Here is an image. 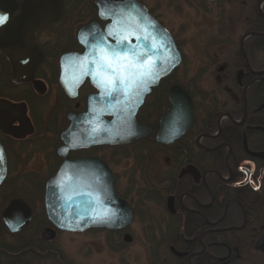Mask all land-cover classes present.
I'll list each match as a JSON object with an SVG mask.
<instances>
[{
  "label": "flooded vegetation",
  "instance_id": "obj_1",
  "mask_svg": "<svg viewBox=\"0 0 264 264\" xmlns=\"http://www.w3.org/2000/svg\"><path fill=\"white\" fill-rule=\"evenodd\" d=\"M85 1L63 0L61 18L36 34L41 56L31 75L15 77L14 64L0 52V142L7 179L20 175L19 184L25 185L9 186L20 194L12 195L0 215V264H264L259 247L264 238V0H205L207 8L185 0L190 7L177 12L182 14L178 28L161 21L144 0ZM15 2L12 19L22 14L25 0ZM145 11L173 37L180 56L164 75L170 68V47L164 39L156 47L151 39L148 61H162L154 71L163 76L148 82L150 91L136 121L152 132L127 145L80 147L97 114L94 102L100 90L97 81L79 71L77 59L86 46L100 44L131 56L137 37H143L139 19L148 21ZM85 28L92 29L86 46L79 41ZM150 36L154 31L147 26ZM181 93L191 99L192 110ZM162 129L168 141L183 134L163 144L158 140ZM144 142L151 146L141 152L146 161H139L140 153L134 157L147 186H123L122 149ZM91 160L97 163L94 171L103 166L112 174L115 195L129 205L132 222L120 230L60 231L47 216V183L66 161L75 168ZM88 171L79 166L70 171L69 186H107ZM47 172L39 194H31L36 189L32 180ZM13 200L23 201L32 212L30 223L18 233L3 221ZM35 220L42 230L27 237ZM135 222L141 230H132ZM46 230L52 238L44 236ZM91 231L103 235L97 252L96 245L69 251L58 245L60 235ZM138 239L146 246L138 248Z\"/></svg>",
  "mask_w": 264,
  "mask_h": 264
},
{
  "label": "water",
  "instance_id": "obj_2",
  "mask_svg": "<svg viewBox=\"0 0 264 264\" xmlns=\"http://www.w3.org/2000/svg\"><path fill=\"white\" fill-rule=\"evenodd\" d=\"M15 6V0H0V18H5L0 23V52L5 53L10 58L14 64L15 77L20 78L25 73L31 75L36 69L41 53L35 45L34 38L46 24L58 21L61 18L63 0H25L22 6V14L12 19ZM144 16L147 17L148 21L139 19L138 30L143 29V37L139 35L140 39H137L136 50L133 53H147V58L143 59L142 62L149 63L148 49L152 40H154L156 47H161L164 39L171 52L170 68H166L164 72V75H166L179 63L180 56L176 44L169 33L146 15V11ZM147 26L149 31H154L153 38H151L152 36L147 37ZM90 30L92 29H82L79 34V41L85 46L84 40ZM99 41L100 37H98ZM98 46L95 49H89L86 46L87 52L77 59V62L81 65L79 71H82L85 64L89 69L94 70L95 66L92 64V60L98 58L101 51L107 53H111L112 50L116 51L114 45L110 47L109 44H100ZM71 55H67V58H70ZM86 57L87 60H85ZM154 62L158 65L162 61L156 58ZM23 65H25V68ZM162 76L156 75L154 78L156 83ZM86 77L93 80L91 75H86ZM96 86L100 90V95L95 98L94 102L98 104L97 114L93 115V120L87 124L84 133L86 138L82 142L84 146L80 147L127 145L136 140L145 139L150 135L151 129L139 125L136 121V114L150 91L151 85L148 82L139 94L135 92L131 94L122 92L107 94V89L102 91L98 83ZM181 99L192 110L189 96L181 93ZM106 116L113 117V120L108 122L105 120ZM0 129L4 131L1 126ZM182 134L172 135L170 138L172 140L168 141L162 129L158 140L160 143L168 144ZM83 164H76L73 168V165L66 161L58 175L47 183L45 206L49 220L59 230L66 232L126 228L132 222V211L126 202L121 201L115 195L114 180L110 171L103 166H101V172L94 171V164L97 163L93 160L85 161L86 166ZM88 164H91V167L87 168ZM77 166L82 170L88 169L91 176L97 174L100 176L97 183H106L107 186H69L72 182L70 171L76 169ZM7 173V159L0 142V187L5 182ZM31 219L32 212L29 206L21 200H13L3 214V221L12 233L22 231ZM44 236L52 238L53 233L51 230H46ZM259 247L264 250V238Z\"/></svg>",
  "mask_w": 264,
  "mask_h": 264
},
{
  "label": "rangeland",
  "instance_id": "obj_3",
  "mask_svg": "<svg viewBox=\"0 0 264 264\" xmlns=\"http://www.w3.org/2000/svg\"><path fill=\"white\" fill-rule=\"evenodd\" d=\"M144 1L146 3H148L149 5H152L155 8V15L161 21H163L165 23H169V25L173 26L174 28H178L179 24L181 23L182 14L179 15L177 13V12H179V9L182 7V9H180L181 10L180 12H182L184 10V7H190V6H187L188 3L186 4L185 0H144ZM197 1L199 2L201 7H203V8L209 7V4H207L205 2V0H197ZM185 11L190 12L191 10L187 8ZM190 14H193V12H190ZM68 37H69V35H67L65 37V40H67ZM61 42H63V41H61ZM50 131H53V127H50ZM147 143L148 142L138 143L135 146H129V147H125L122 149L123 167L121 168V171H122V175H123L122 176V185L123 186H130V185L131 186H147V179H146V177L143 176V172L140 170V165L137 163V160L134 157L137 153H140L141 156H139L137 154L139 161H141V160L146 161V154H145V156H142V155L144 154V152H146V150L148 151V149L151 148V146ZM135 152H137V153H135ZM109 154H110V152L108 151V155ZM114 169L117 171L119 170L118 167H115ZM49 174H50V172H47V174L43 178H42V175H40L36 179L32 180L33 183H31V185L36 186V189L33 190L31 194H33V195L39 194L40 186H43V182L45 181L44 178L45 177L47 178ZM20 178H21L20 175L10 174L7 181L3 185L5 187L1 188V190H0V215H2L3 210H4L5 206L7 205L8 201L11 199L12 195L16 194L19 196V194H20V190L18 188L12 189L11 187L9 188V186H25L23 184L22 185L19 184ZM51 179H49V181ZM21 180H22V178H21ZM31 194H30V196H31ZM37 209L39 210V212H38L39 214L43 213L42 204L39 203L37 206ZM39 227H40L39 221L35 220L33 222L32 226L30 227V229L28 230V232L26 233V236L27 237L28 236H32V237L35 236L36 234L34 235L31 232L35 231L38 233V231L42 230V228L40 230H38ZM140 228H141V224L138 222H135V225L133 226L132 230H134V229L141 230ZM0 230H3V229H1V227H0ZM102 238H103V235L99 232H96V231H91V232H88V233L83 234L81 236L63 234V235L59 236V240H58L59 244L58 245L61 248L63 247L65 250L67 249V251H69L70 248H72V247H75L77 250H80L79 248L82 249V247L89 248V247L96 245V246H94L93 250H96V252H97V250L99 249L98 244L100 243ZM143 241H144L143 239H138V245H137L138 248H140L142 246H146V244ZM34 242H35V239H34ZM39 262L41 264H51L48 261H39ZM83 262H85V261H83ZM90 262H92V260H90Z\"/></svg>",
  "mask_w": 264,
  "mask_h": 264
},
{
  "label": "snow or ice",
  "instance_id": "obj_4",
  "mask_svg": "<svg viewBox=\"0 0 264 264\" xmlns=\"http://www.w3.org/2000/svg\"><path fill=\"white\" fill-rule=\"evenodd\" d=\"M3 19L5 18H0V23L3 22ZM110 34L115 35L114 33ZM123 39L126 40L127 36H124ZM137 39L140 37L138 36ZM117 42L122 43L123 41L118 40ZM145 58H147V53H133L129 56L126 52L121 53L115 50H112L111 53L101 51L99 57L92 60L95 69L91 70L85 64L82 75H91L102 91L108 90L107 94L113 92L139 94L147 82L153 80L157 75L154 71L155 62L144 63L142 61Z\"/></svg>",
  "mask_w": 264,
  "mask_h": 264
},
{
  "label": "bare ground",
  "instance_id": "obj_5",
  "mask_svg": "<svg viewBox=\"0 0 264 264\" xmlns=\"http://www.w3.org/2000/svg\"><path fill=\"white\" fill-rule=\"evenodd\" d=\"M92 230V229H91ZM89 231V230H87ZM86 232V231H85ZM67 233H83V232H67Z\"/></svg>",
  "mask_w": 264,
  "mask_h": 264
}]
</instances>
